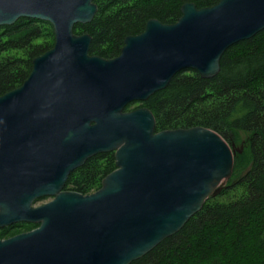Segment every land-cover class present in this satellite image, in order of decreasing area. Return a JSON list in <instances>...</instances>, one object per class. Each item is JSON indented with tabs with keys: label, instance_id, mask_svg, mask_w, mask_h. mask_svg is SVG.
<instances>
[{
	"label": "water",
	"instance_id": "obj_1",
	"mask_svg": "<svg viewBox=\"0 0 264 264\" xmlns=\"http://www.w3.org/2000/svg\"><path fill=\"white\" fill-rule=\"evenodd\" d=\"M96 11L94 0H0V27L30 18L54 34L22 84L0 95V226L38 223L0 240V264H130L219 195L242 152L202 126L156 132L148 108H125L179 71L216 76L230 46L264 30V0L185 2L175 23L149 19L112 59L90 55L91 36L73 31ZM106 152L115 169L97 190L64 189Z\"/></svg>",
	"mask_w": 264,
	"mask_h": 264
},
{
	"label": "trees",
	"instance_id": "obj_2",
	"mask_svg": "<svg viewBox=\"0 0 264 264\" xmlns=\"http://www.w3.org/2000/svg\"><path fill=\"white\" fill-rule=\"evenodd\" d=\"M218 1L94 0L93 19L76 24L73 31L91 36L90 55L112 59L124 38L141 33L149 19L172 24L183 3L204 8ZM53 43V28L46 21L19 18L1 26L0 95L20 86L32 60ZM133 104L153 113L156 132L202 126L229 145H244L234 154V179L219 195L209 197L178 232L130 264H264V30L230 46L216 76L179 71L165 89L125 110ZM114 169L113 152L96 154L69 174L64 189L90 194Z\"/></svg>",
	"mask_w": 264,
	"mask_h": 264
},
{
	"label": "flooded vegetation",
	"instance_id": "obj_3",
	"mask_svg": "<svg viewBox=\"0 0 264 264\" xmlns=\"http://www.w3.org/2000/svg\"><path fill=\"white\" fill-rule=\"evenodd\" d=\"M45 199L51 200V196H45L42 198L35 199L34 202L31 204L33 207L42 205L47 202H42V204L36 205L39 201H45ZM49 202V201H48ZM38 226V223H30V222H14L11 224L0 226V240H4L10 238L12 236L29 232L35 229Z\"/></svg>",
	"mask_w": 264,
	"mask_h": 264
},
{
	"label": "rangeland",
	"instance_id": "obj_4",
	"mask_svg": "<svg viewBox=\"0 0 264 264\" xmlns=\"http://www.w3.org/2000/svg\"><path fill=\"white\" fill-rule=\"evenodd\" d=\"M137 106V104H133L131 107H130V109L129 110H131V109H134L135 107ZM128 111V110H127ZM241 139L244 141V139H245V135L244 134H241ZM243 142L241 143V142H238L236 145L234 144V148H236V149H239V148H242L243 149ZM245 164L243 165V169L245 168ZM243 169L241 170V171H243ZM240 170H239V172H241ZM234 179V177L233 178H230L229 180L230 181H232ZM228 180V181H229ZM228 181L225 183V185L224 186H226V184L228 183ZM48 201H50L49 199H45V201H39L36 205H38V204H42V202H48Z\"/></svg>",
	"mask_w": 264,
	"mask_h": 264
}]
</instances>
